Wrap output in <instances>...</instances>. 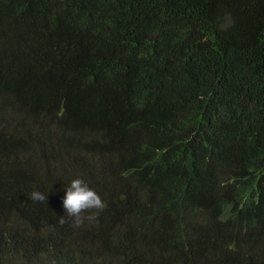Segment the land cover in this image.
Segmentation results:
<instances>
[{
	"label": "trees",
	"instance_id": "trees-1",
	"mask_svg": "<svg viewBox=\"0 0 264 264\" xmlns=\"http://www.w3.org/2000/svg\"><path fill=\"white\" fill-rule=\"evenodd\" d=\"M0 264H264V0H0Z\"/></svg>",
	"mask_w": 264,
	"mask_h": 264
},
{
	"label": "clouds",
	"instance_id": "clouds-1",
	"mask_svg": "<svg viewBox=\"0 0 264 264\" xmlns=\"http://www.w3.org/2000/svg\"><path fill=\"white\" fill-rule=\"evenodd\" d=\"M29 198L33 201L44 202L47 196L45 193L36 190L29 193ZM62 204L66 216L75 227L81 226L85 220H94L99 212L107 206L96 190L81 177L73 178L67 185ZM84 213L90 214L86 216ZM66 222L65 216H61L59 223L64 224Z\"/></svg>",
	"mask_w": 264,
	"mask_h": 264
}]
</instances>
